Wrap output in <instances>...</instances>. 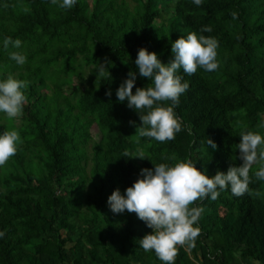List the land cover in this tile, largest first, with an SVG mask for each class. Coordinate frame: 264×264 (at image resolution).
I'll return each mask as SVG.
<instances>
[{
	"label": "trees",
	"instance_id": "1",
	"mask_svg": "<svg viewBox=\"0 0 264 264\" xmlns=\"http://www.w3.org/2000/svg\"><path fill=\"white\" fill-rule=\"evenodd\" d=\"M204 26L212 31L201 32ZM189 32L218 41L219 67L178 70L189 84L174 109L182 130L163 143L140 137L139 113L116 90L129 71L136 72L133 93L151 84L135 65L140 48L167 64L172 42ZM7 37L20 48L5 49ZM13 51L26 56L24 65L10 59ZM9 75L27 82V103L18 118L0 113V134L20 136L16 154L0 166V264H163L140 247L152 229L135 213H113L108 197L117 188L124 194L142 169L173 163L166 159L173 154L210 177L242 164L240 132L264 135V0H77L70 9L0 0V80ZM137 149L145 159L123 156ZM258 168L249 184L258 196L237 197L229 187L216 200L195 202L204 209L200 235L194 247L178 248L174 264H264Z\"/></svg>",
	"mask_w": 264,
	"mask_h": 264
},
{
	"label": "clouds",
	"instance_id": "2",
	"mask_svg": "<svg viewBox=\"0 0 264 264\" xmlns=\"http://www.w3.org/2000/svg\"><path fill=\"white\" fill-rule=\"evenodd\" d=\"M76 2L77 0H51L53 5L58 4L61 9H70ZM193 2L197 6L202 4V0ZM231 15L233 19L238 18L236 12ZM200 31L211 32L212 28L204 26ZM3 44L5 49L10 45L18 49L21 41L7 37ZM217 48L218 41L214 37L189 32L172 42L173 59L167 64L162 63L155 52H149L146 48L138 50L135 65L139 75L147 78L151 84L147 87H136L133 93L136 72L129 71L128 78L116 90L118 100H127V106L139 113L142 124L136 128L135 134L161 143L175 139L176 133L182 130V125L174 109L179 104L181 94L189 88L187 82L182 83V77L177 72L183 69L185 74L193 75L198 68L207 72L217 70ZM9 57L18 65L26 63V56L21 52H10ZM106 68V64H100L98 74L103 76ZM26 88V81L15 79L12 75L0 80V113L10 120L22 116L23 107L27 103L22 90ZM106 95L110 97L111 90ZM142 112L146 114H141ZM258 127L264 128V123ZM239 137L241 139L237 148L242 164L231 165L226 173L217 171L210 177L190 159L181 160L173 154L166 158L173 163H159L153 169H142L140 178L127 187L124 194H121L119 188L112 192L108 197V205L113 213L122 214L125 210L135 213L152 229L150 234L140 239V247L145 252L154 251L163 264H174L178 248L194 247L195 240L200 235V229L195 225L204 209L194 207L196 201H203L209 196L216 200L220 192L228 190L229 187L231 193L237 197L245 193L259 195V192L252 193L249 189L250 170L253 165H258L255 176L264 180V135L247 130L241 131ZM18 142L20 136L16 130H6L0 134V166L5 165L16 154ZM207 145L217 148L210 138L207 139ZM123 156L145 159L141 149L135 152L126 150ZM3 235L0 232V237Z\"/></svg>",
	"mask_w": 264,
	"mask_h": 264
},
{
	"label": "rangeland",
	"instance_id": "3",
	"mask_svg": "<svg viewBox=\"0 0 264 264\" xmlns=\"http://www.w3.org/2000/svg\"><path fill=\"white\" fill-rule=\"evenodd\" d=\"M171 14H172V12L170 10L169 13L166 14V18H170L171 17ZM66 91H67V93H70V91H68V90H66Z\"/></svg>",
	"mask_w": 264,
	"mask_h": 264
}]
</instances>
